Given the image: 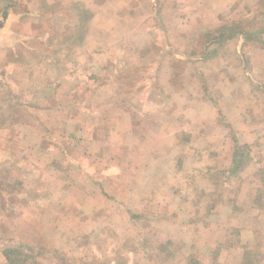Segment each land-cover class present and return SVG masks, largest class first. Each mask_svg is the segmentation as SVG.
Segmentation results:
<instances>
[{
    "label": "crops",
    "instance_id": "obj_1",
    "mask_svg": "<svg viewBox=\"0 0 264 264\" xmlns=\"http://www.w3.org/2000/svg\"><path fill=\"white\" fill-rule=\"evenodd\" d=\"M258 4L263 6L264 0H0V164L5 165L4 170L22 174L23 180L24 167L30 166L26 171L33 197L24 201L34 210L31 218L22 219L18 208H8V204L3 207L2 202L8 200L1 189L0 264H9L3 246L9 228L19 230L17 242H26L24 235L28 231L38 235V239L30 236L35 246L44 239L41 231L56 234L60 230L58 225L62 222L57 218L75 211L84 217V205L95 207L83 184L90 182L100 161L108 163L102 170L100 184H111L113 189L107 194L108 190L101 188L104 195L97 198L99 203L105 205L112 197L125 201L121 196L130 193V201L139 211L141 205L145 211H170L171 205L165 201L169 196L200 192L170 187L166 182L169 166L157 176L152 173L153 164L161 160L168 164L171 156L178 157L170 154L186 152V146L176 136L180 130L188 129L185 124L194 133L192 145L196 147H200L202 138L197 133L201 132L207 137L204 147L224 144V140H213L207 135L214 129L211 121L223 123V116L228 119L224 123L229 126L227 129L239 132L236 134L244 143L253 142L255 132L264 131L258 118L253 121L257 114L254 109L260 108L256 94L260 97L264 88V42L261 46L253 43L261 39L256 38L257 32H250L241 22H232L244 18L249 7ZM90 35L97 38L91 50ZM89 65L98 68L91 77L88 70L83 74L82 69ZM75 68L82 71L81 78L74 77V82H80L78 90L87 98L92 94L88 83L93 79L97 83V99L99 89L106 86L98 84L110 81L105 68L112 77L124 71H144L145 94L143 102L137 104L141 109L136 106V110L146 105L151 114L164 116L159 133L154 130L152 134L149 126L137 125L131 110L124 111L121 122L106 125L105 119L98 117L99 106L87 105L85 111L96 115L91 119L97 123L84 125L92 137H84L86 147L77 160L72 150L79 143L72 144L69 139L73 122L69 98L77 92L67 80ZM121 93L137 100L132 91ZM80 101L83 103V98ZM85 101L89 104L88 99ZM108 126L112 129L106 136ZM82 129L81 125L76 132ZM140 131L147 133L141 135ZM100 133L104 134L101 138ZM243 140L224 147L242 144ZM263 142L264 138L260 146ZM128 154L132 155L133 168L126 175L129 178H121L115 174ZM63 162L70 164L74 175L65 170L69 166ZM175 168L177 173L183 170L176 164ZM194 172L200 180L217 175L212 168ZM137 182L145 184L140 196ZM76 203L80 208L74 209ZM184 203L191 207L197 202ZM42 204L59 212L45 224L40 222ZM175 206L173 211L178 210L179 201ZM146 216L141 213L136 218L144 220ZM82 226L87 223L82 221ZM201 236L204 235L196 234ZM49 242L46 248L50 251L54 242Z\"/></svg>",
    "mask_w": 264,
    "mask_h": 264
},
{
    "label": "rangeland",
    "instance_id": "obj_2",
    "mask_svg": "<svg viewBox=\"0 0 264 264\" xmlns=\"http://www.w3.org/2000/svg\"><path fill=\"white\" fill-rule=\"evenodd\" d=\"M241 19L245 21L242 22ZM241 19L232 22H241L243 27L250 32L255 30L258 34L256 38L260 36L261 39L259 38L260 41L257 40L253 43L263 44L264 5L258 4L249 7V11L247 10L246 15ZM96 39L90 35L89 50L94 49ZM91 53L92 51H90L89 57ZM109 55L110 58H113L114 52L110 50ZM82 69L83 74L85 70H88L89 77H91L97 73L98 68L89 65L88 68ZM105 72H107L105 76L108 74L110 81L106 84H98L99 87L106 85L99 89L98 99L95 92L97 83L93 79L88 83V91H91L92 94H88L87 98H84L86 94H81L78 90L80 82H74L76 80L74 77L81 78V69L75 68L67 75L68 82L77 92V94H70L69 98V103L73 104L71 109L73 122L70 128L72 134L69 139L73 142L72 144L79 143L77 149L72 150V156L77 160L86 147L84 137H88L89 140L92 137L91 133L85 131L84 125L91 127L92 124L97 123L96 120L94 122L91 119L96 115L85 111L87 105L91 108L99 106L97 107L99 108L98 117L102 118V121L105 119L106 125H115L121 122L124 111L131 110L132 113H129L134 116L137 125L149 126V130L153 129V131L148 132L152 134L159 130V124L164 118L159 113L151 114L146 105L142 110H136L137 104L143 102L145 94L146 76L144 71L136 73L124 71L119 75L114 74L113 77L107 68H105ZM99 80L102 79L99 78ZM103 80H107V77ZM84 87L83 83V92L85 91ZM121 90L126 94L132 91L137 100L132 101V99L126 98L127 95L124 97L125 94H122ZM94 92L95 95H93ZM82 98L83 103L80 101ZM256 98L260 103V108L254 109L257 114L253 116V121L258 118L260 128H262L264 125V88H262L260 97L256 94ZM85 99H88L90 105L86 104ZM138 109L141 108L138 106ZM227 120L226 116H223L220 119V122L223 123L211 121L214 129L207 134L210 139L224 140V144L213 143L215 147H204L207 137L201 132L200 135L197 133L202 138L199 142L200 147L192 145L195 138L194 133L185 124L188 129L180 130L176 136L178 141L186 146V152L179 151L170 154L178 155V157L171 156L168 164L162 160L153 164L152 173L155 176L166 171L169 166V180L166 182L170 187L179 188L182 186L186 190L200 189V192L196 191L197 193L190 196L187 193L184 194V197L169 196V200L165 199V201L171 205L170 211L159 208L145 211L144 205H141L142 209L139 211L133 201H130L132 197L130 193L129 196L120 195L126 202L117 201L115 197H112L113 199L106 201L105 205L99 203L97 198L104 195L101 188H106L107 194L110 189H113L111 184H100L102 170L108 165L102 160L90 182L83 184L84 188L89 190L88 194L95 205V207L92 205L83 206L84 217L75 211L76 216L67 212V216L57 218V221L62 222L58 225L60 230L56 234L52 231H41V238H44L40 242L41 246L40 243L35 246L32 244L30 239L32 237L38 239V235L35 233L33 235L31 231L24 235L26 242H17L15 237L19 230L16 231L11 227L6 232V240L9 242L4 240L3 246L6 248L24 246L21 260L25 259V262L22 264H264V145L260 146L262 138H264V131L255 132L253 142L244 143L243 138L237 135L239 132L227 129L229 126L224 124ZM81 125L83 133L76 132ZM220 127H224V130ZM61 128L63 130L64 127ZM111 129L112 127H107L106 136L110 134ZM145 133L147 132L140 131L141 135ZM68 134L70 133L68 132ZM103 135L100 133L99 138ZM97 138L95 135V139ZM240 140H243L242 144L224 147L226 144L230 145L228 143H240ZM79 141L82 143L80 144ZM19 154L24 153L20 152ZM236 156L237 160L242 161L243 168L240 172L238 170L233 173ZM180 161L181 163L178 164ZM175 164L183 170L175 172ZM63 165L69 166L65 170L74 175L70 164L63 162ZM4 166L0 164V197L2 189L6 193L8 201L2 202L3 207L7 204L8 208L16 207L19 214L23 216L22 219L31 218L34 210L24 201L33 197L29 192L31 191V181L26 171L30 166L24 167V180L22 174L18 176V172L13 174V170H4ZM131 168H133L132 155L128 154L124 164L120 165L115 175L120 174L122 178L130 172ZM204 168H212L217 175L205 180L197 179L194 170H203ZM57 174L58 171L54 175ZM126 178H129V175ZM70 179L74 184L73 177ZM58 181L60 179L55 181V185ZM136 186L137 195L140 196L141 188H144L145 184L139 183L138 185L137 182ZM192 200L197 203L192 204L191 207L184 203ZM177 201L180 206L177 211H173L176 209ZM44 206L45 204L39 206L42 224L50 222V219L56 218L59 213L56 210L50 211ZM73 207L74 209L80 208L77 203ZM86 212L88 213L86 214ZM141 213L147 214L144 220L136 218L137 214ZM12 214L15 215L16 212L13 211ZM164 214L165 218H163ZM3 216H5V212ZM82 221L87 223V226H82ZM48 225L45 226L48 227ZM196 234L204 236L198 238ZM30 236L32 237L30 238ZM49 239L54 242V249L50 251L48 247L46 248L50 245ZM27 250L29 251L27 252ZM27 255L31 257L27 258Z\"/></svg>",
    "mask_w": 264,
    "mask_h": 264
},
{
    "label": "trees",
    "instance_id": "obj_3",
    "mask_svg": "<svg viewBox=\"0 0 264 264\" xmlns=\"http://www.w3.org/2000/svg\"><path fill=\"white\" fill-rule=\"evenodd\" d=\"M235 163V167L233 169V173L237 172L239 170V172L242 170L243 168V163L241 160H237V156L234 160ZM23 247L24 246H17L15 248H13L12 246L5 248L4 250V255L7 258V261L9 264H22L25 262L24 260H21V257L23 256ZM29 250H27L28 252ZM31 256L27 255V258H29Z\"/></svg>",
    "mask_w": 264,
    "mask_h": 264
}]
</instances>
